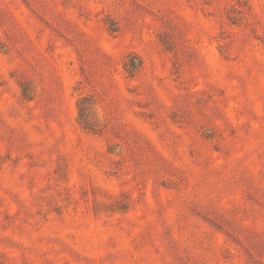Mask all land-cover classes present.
<instances>
[{
	"label": "rangeland",
	"instance_id": "1",
	"mask_svg": "<svg viewBox=\"0 0 264 264\" xmlns=\"http://www.w3.org/2000/svg\"><path fill=\"white\" fill-rule=\"evenodd\" d=\"M0 264H264V0H0Z\"/></svg>",
	"mask_w": 264,
	"mask_h": 264
}]
</instances>
